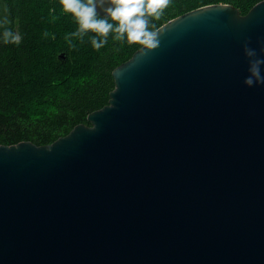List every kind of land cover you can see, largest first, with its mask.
I'll list each match as a JSON object with an SVG mask.
<instances>
[{"label": "water", "instance_id": "95a60500", "mask_svg": "<svg viewBox=\"0 0 264 264\" xmlns=\"http://www.w3.org/2000/svg\"><path fill=\"white\" fill-rule=\"evenodd\" d=\"M156 31L88 124L0 145V264H264V1Z\"/></svg>", "mask_w": 264, "mask_h": 264}, {"label": "trees", "instance_id": "16d2710c", "mask_svg": "<svg viewBox=\"0 0 264 264\" xmlns=\"http://www.w3.org/2000/svg\"><path fill=\"white\" fill-rule=\"evenodd\" d=\"M262 1L170 0L159 19L148 17L149 29L213 4L233 5L245 15ZM4 15L9 23L0 27V145H49L88 124L89 114L109 104L114 70L143 47L129 44L126 36L116 39L114 31L106 38L92 31L72 36L79 24L60 0H0ZM5 28L20 35L19 43L4 42ZM93 37L107 42L96 49Z\"/></svg>", "mask_w": 264, "mask_h": 264}, {"label": "clouds", "instance_id": "9594fccd", "mask_svg": "<svg viewBox=\"0 0 264 264\" xmlns=\"http://www.w3.org/2000/svg\"><path fill=\"white\" fill-rule=\"evenodd\" d=\"M64 11L74 14L78 21V31L72 36L82 37L86 32L92 31L98 36L107 37L110 31H114L116 39L123 41L127 39L129 44H140L145 54L148 50H155L159 46L158 32L149 29L148 17L159 19L163 9L167 8L170 0H60ZM107 5V6H105ZM97 9H102L104 17H100ZM7 9L5 8V12ZM109 20L116 21L114 27ZM9 23L7 15L0 18V27ZM47 35V33L45 34ZM5 43H19L21 37L5 28L3 32ZM104 40L91 39L92 46L100 49L105 43ZM244 54L249 58V75L243 83L252 87L255 84H264V76L261 75L260 66L264 59H258L257 52L244 43ZM264 53V47L260 49Z\"/></svg>", "mask_w": 264, "mask_h": 264}]
</instances>
